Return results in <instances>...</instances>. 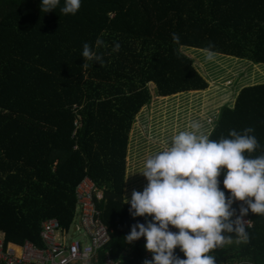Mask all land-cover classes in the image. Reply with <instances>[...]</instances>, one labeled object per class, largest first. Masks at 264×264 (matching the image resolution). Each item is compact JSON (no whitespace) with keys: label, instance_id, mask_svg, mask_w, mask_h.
Here are the masks:
<instances>
[{"label":"trees","instance_id":"16d2710c","mask_svg":"<svg viewBox=\"0 0 264 264\" xmlns=\"http://www.w3.org/2000/svg\"><path fill=\"white\" fill-rule=\"evenodd\" d=\"M41 3L0 0V236L6 245L45 248L44 222L58 219L69 231L77 186L89 177L103 191L97 205L114 229L113 255L133 246L123 264H143L146 239L125 237L152 217L134 218L123 195L131 133L153 102L150 85L164 99L208 89L182 48L204 51L209 42L219 55L264 64V0H81L75 15L60 12L64 0L47 13ZM85 42L103 66L83 67ZM247 127L261 145L252 155L264 153V83L242 88L234 106L221 108L209 138ZM224 171L220 187L230 196ZM241 205L233 204L237 215ZM247 217L250 242L214 249L217 264H264V215L249 210ZM175 254L186 258L179 247Z\"/></svg>","mask_w":264,"mask_h":264},{"label":"clouds","instance_id":"9594fccd","mask_svg":"<svg viewBox=\"0 0 264 264\" xmlns=\"http://www.w3.org/2000/svg\"><path fill=\"white\" fill-rule=\"evenodd\" d=\"M40 7L43 13L50 12L60 7V0H42ZM80 8L81 0H64L60 12L75 15ZM172 38L179 42L178 34ZM95 44L100 47L104 41L97 38ZM120 47L117 42L112 51ZM214 47L209 42L204 49L206 60L215 59ZM82 57L85 68L89 60L103 66V56L88 42L83 44ZM189 127L174 135L168 148L147 159L141 173L148 184L142 192H132L130 214L152 217L133 224L125 237L129 243L146 239L152 258L143 264H217L216 256L210 255L214 249L250 242L244 220L249 210L264 215V153L252 155L261 147L255 129L231 130L229 137L211 140L199 121ZM222 169H226L223 186L230 196L220 187ZM236 201L247 205H241L239 215L233 208ZM177 247L186 258L175 254Z\"/></svg>","mask_w":264,"mask_h":264},{"label":"rangeland","instance_id":"374dc122","mask_svg":"<svg viewBox=\"0 0 264 264\" xmlns=\"http://www.w3.org/2000/svg\"><path fill=\"white\" fill-rule=\"evenodd\" d=\"M182 51L194 60L196 68L209 82V88L164 99L158 96L157 86L150 85L153 102L137 116L132 133L136 136V150L143 148L139 152L146 158L141 159L142 167L148 158L168 148L174 135L191 130L189 125L193 121H199L202 131L209 136L221 108L233 106L242 88L264 83V64L217 53L213 61H208L202 50L182 48ZM75 236L80 237L79 233Z\"/></svg>","mask_w":264,"mask_h":264},{"label":"built area","instance_id":"2783aa9c","mask_svg":"<svg viewBox=\"0 0 264 264\" xmlns=\"http://www.w3.org/2000/svg\"><path fill=\"white\" fill-rule=\"evenodd\" d=\"M79 126V122H76ZM95 182L86 177L76 189V217L69 231H65L58 219L44 222L41 237L45 248L31 241L22 245H6L0 236V264H123L132 259L130 250L117 257L111 247L113 228L102 220V211L97 205L103 195ZM246 226H253L251 218L245 216ZM72 233V235H70ZM79 233L80 237L75 235ZM151 259L147 251L145 259Z\"/></svg>","mask_w":264,"mask_h":264},{"label":"crops","instance_id":"0c3cea01","mask_svg":"<svg viewBox=\"0 0 264 264\" xmlns=\"http://www.w3.org/2000/svg\"><path fill=\"white\" fill-rule=\"evenodd\" d=\"M185 94H189V93H185ZM238 95H237V97H238ZM163 98H166V97H163ZM234 105H235V103H234ZM133 131H132V133H133ZM132 133H131V141H130L129 154H128L126 191H124V195H123L124 202H126V198H127L129 203L131 200L133 190L142 192L144 190V188L146 187V185L148 184L147 178L141 173L144 170V167L140 166V164L143 163V162H141V159L143 158L141 156L143 154H141V152H139V151L140 150L143 151V148H140V150H136L137 149L136 145H135L136 144L135 143L136 136H135V134L132 135ZM143 159H146V158H143ZM99 195H103L102 190L99 191ZM131 249L133 250L134 247L132 246ZM131 249H129V250H131Z\"/></svg>","mask_w":264,"mask_h":264}]
</instances>
